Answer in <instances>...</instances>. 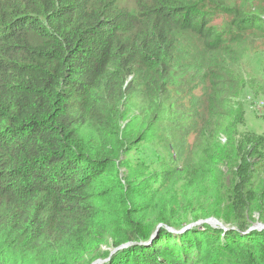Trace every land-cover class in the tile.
Instances as JSON below:
<instances>
[{
  "label": "trees",
  "instance_id": "trees-1",
  "mask_svg": "<svg viewBox=\"0 0 264 264\" xmlns=\"http://www.w3.org/2000/svg\"><path fill=\"white\" fill-rule=\"evenodd\" d=\"M249 55H264V0H0V264H264V230L250 231L264 225V138L239 132L244 93L264 99L243 73ZM181 75L189 160L157 177L183 179L186 217L221 209L234 230L174 237L187 222L178 207L156 213L161 192L142 215L107 187L135 150L128 104L144 96L149 127ZM198 180L227 204L192 205Z\"/></svg>",
  "mask_w": 264,
  "mask_h": 264
},
{
  "label": "rangeland",
  "instance_id": "rangeland-1",
  "mask_svg": "<svg viewBox=\"0 0 264 264\" xmlns=\"http://www.w3.org/2000/svg\"><path fill=\"white\" fill-rule=\"evenodd\" d=\"M189 41L197 46L200 44L195 39L185 40L187 53H195L194 48L188 44ZM184 62L188 63L189 61ZM243 62L247 65L243 68L245 76L254 81L258 91L264 93V55H249ZM183 78V75H181L172 79L174 88H171L170 93L167 92L162 98L160 111L165 110V113L161 120H153L149 127H147L149 118L141 119L145 111L142 107H139L145 105L144 96L139 93L134 102L128 104L131 106L126 109L122 120V136L123 138H129L130 142L136 145L135 150L124 151L114 160L111 165L112 173L109 175L107 187L111 185V182L120 184L127 195L133 199L135 208L142 215L147 214L145 207L152 205L155 199L159 198L158 194L161 192L162 195H165L166 200L160 202V207L156 213L160 212L163 204H167L172 209L178 207L181 210V219L187 222L186 228H189V231L194 228L204 231L207 226L215 230H234L230 223L224 221L225 218H228L227 213L229 212L224 215L221 209H217V212H213L214 215L207 219L186 217L185 213H187L188 207L183 203L184 198L179 195L180 188L183 186V179L174 177L173 174L167 177L164 176L165 178L157 177L171 171L178 160L180 164L189 160L186 150L191 143V138L188 137L190 135L185 127L187 125L185 122L189 121L188 115H192L194 110L191 104L182 99L180 95L179 88ZM241 102L244 105L245 120L244 123L239 125V132L241 134L255 132L258 136L264 138L263 97L261 96L259 100H256L253 95L246 91ZM134 103H137L136 108L132 106ZM219 139L222 144H225L228 142L229 137L227 134H221ZM235 139L238 142L243 141L238 136ZM176 144L179 146H176ZM204 145L205 142H202L201 147ZM144 146L145 148L138 152ZM259 147H261V154L264 158V143L259 144ZM193 150H195V147ZM220 171L226 177L227 170L225 167L220 166ZM136 187L144 188L135 193L133 190ZM183 188L185 189V187ZM188 190L190 197L194 198V203L191 202L194 206L197 204L209 210L211 207H216L215 203H219L220 206L227 204L224 195L227 194L228 190L216 187L215 190L211 191L203 180L192 182V186H190V189L188 187ZM263 227V224L257 223L250 231H262L264 230ZM168 230L174 237L186 233L173 228ZM100 262L98 261L95 264L103 263V261Z\"/></svg>",
  "mask_w": 264,
  "mask_h": 264
},
{
  "label": "water",
  "instance_id": "water-1",
  "mask_svg": "<svg viewBox=\"0 0 264 264\" xmlns=\"http://www.w3.org/2000/svg\"><path fill=\"white\" fill-rule=\"evenodd\" d=\"M264 228V227H263ZM167 229H169V228H167ZM182 231H184V232H186V231H189V228L187 229H183ZM153 238H156V235L153 237ZM131 244H128V245H126V246H124V247H122V248H127V247H129ZM100 262V261H99ZM100 263H102V261L100 262Z\"/></svg>",
  "mask_w": 264,
  "mask_h": 264
}]
</instances>
